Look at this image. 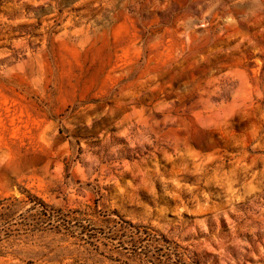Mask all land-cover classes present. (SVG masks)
<instances>
[{
    "label": "rangeland",
    "instance_id": "374dc122",
    "mask_svg": "<svg viewBox=\"0 0 264 264\" xmlns=\"http://www.w3.org/2000/svg\"><path fill=\"white\" fill-rule=\"evenodd\" d=\"M0 264H264V0H0Z\"/></svg>",
    "mask_w": 264,
    "mask_h": 264
},
{
    "label": "trees",
    "instance_id": "16d2710c",
    "mask_svg": "<svg viewBox=\"0 0 264 264\" xmlns=\"http://www.w3.org/2000/svg\"><path fill=\"white\" fill-rule=\"evenodd\" d=\"M145 239L143 238H136L135 236L131 237L129 244L133 246L135 249L140 250V252L144 255H146L147 258L149 259H155V260H160L155 257V254L150 250L151 246L145 245L144 244ZM151 254V256H149Z\"/></svg>",
    "mask_w": 264,
    "mask_h": 264
}]
</instances>
